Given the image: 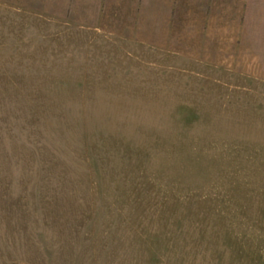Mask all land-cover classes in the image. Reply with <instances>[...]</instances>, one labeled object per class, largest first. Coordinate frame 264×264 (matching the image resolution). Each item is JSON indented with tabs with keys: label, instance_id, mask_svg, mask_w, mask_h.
I'll use <instances>...</instances> for the list:
<instances>
[{
	"label": "rangeland",
	"instance_id": "obj_1",
	"mask_svg": "<svg viewBox=\"0 0 264 264\" xmlns=\"http://www.w3.org/2000/svg\"><path fill=\"white\" fill-rule=\"evenodd\" d=\"M52 2L0 0V264H264V81Z\"/></svg>",
	"mask_w": 264,
	"mask_h": 264
},
{
	"label": "crops",
	"instance_id": "obj_2",
	"mask_svg": "<svg viewBox=\"0 0 264 264\" xmlns=\"http://www.w3.org/2000/svg\"><path fill=\"white\" fill-rule=\"evenodd\" d=\"M55 5H70L77 26L134 38L142 47L167 46L189 58L201 54L251 81H264V0H57Z\"/></svg>",
	"mask_w": 264,
	"mask_h": 264
}]
</instances>
